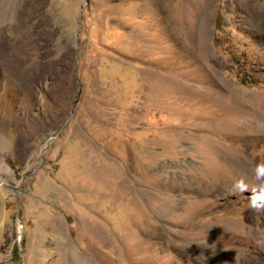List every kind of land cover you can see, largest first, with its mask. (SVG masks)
I'll return each instance as SVG.
<instances>
[{
  "label": "rangeland",
  "instance_id": "1",
  "mask_svg": "<svg viewBox=\"0 0 264 264\" xmlns=\"http://www.w3.org/2000/svg\"><path fill=\"white\" fill-rule=\"evenodd\" d=\"M260 164L264 0H0V264H264Z\"/></svg>",
  "mask_w": 264,
  "mask_h": 264
},
{
  "label": "clouds",
  "instance_id": "2",
  "mask_svg": "<svg viewBox=\"0 0 264 264\" xmlns=\"http://www.w3.org/2000/svg\"><path fill=\"white\" fill-rule=\"evenodd\" d=\"M261 170H264V164H260L256 166L255 169V175L258 180L264 181V174H262ZM243 186V181H237L236 187L240 188ZM246 190V189H245ZM251 206L253 208H256L257 210H260L261 208H264V204L258 203L255 199L251 201Z\"/></svg>",
  "mask_w": 264,
  "mask_h": 264
},
{
  "label": "snow or ice",
  "instance_id": "3",
  "mask_svg": "<svg viewBox=\"0 0 264 264\" xmlns=\"http://www.w3.org/2000/svg\"><path fill=\"white\" fill-rule=\"evenodd\" d=\"M262 174H264V170H261Z\"/></svg>",
  "mask_w": 264,
  "mask_h": 264
},
{
  "label": "water",
  "instance_id": "4",
  "mask_svg": "<svg viewBox=\"0 0 264 264\" xmlns=\"http://www.w3.org/2000/svg\"><path fill=\"white\" fill-rule=\"evenodd\" d=\"M46 147V146H45Z\"/></svg>",
  "mask_w": 264,
  "mask_h": 264
}]
</instances>
